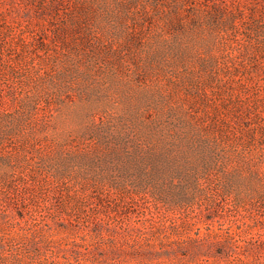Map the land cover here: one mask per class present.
<instances>
[{"label": "rangeland", "instance_id": "374dc122", "mask_svg": "<svg viewBox=\"0 0 264 264\" xmlns=\"http://www.w3.org/2000/svg\"><path fill=\"white\" fill-rule=\"evenodd\" d=\"M0 264H264V0H0Z\"/></svg>", "mask_w": 264, "mask_h": 264}]
</instances>
